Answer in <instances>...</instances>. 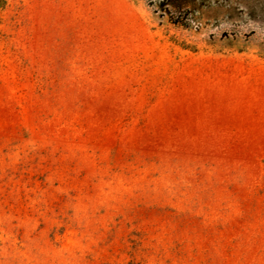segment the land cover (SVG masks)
<instances>
[{"label":"rangeland","instance_id":"rangeland-1","mask_svg":"<svg viewBox=\"0 0 264 264\" xmlns=\"http://www.w3.org/2000/svg\"><path fill=\"white\" fill-rule=\"evenodd\" d=\"M0 0V264H264V0Z\"/></svg>","mask_w":264,"mask_h":264},{"label":"trees","instance_id":"trees-1","mask_svg":"<svg viewBox=\"0 0 264 264\" xmlns=\"http://www.w3.org/2000/svg\"><path fill=\"white\" fill-rule=\"evenodd\" d=\"M159 8L169 16L171 21L182 22L183 14H187L190 8L189 0H160Z\"/></svg>","mask_w":264,"mask_h":264}]
</instances>
